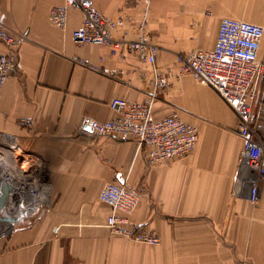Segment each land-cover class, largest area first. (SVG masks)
Segmentation results:
<instances>
[{"label": "crops", "instance_id": "obj_1", "mask_svg": "<svg viewBox=\"0 0 264 264\" xmlns=\"http://www.w3.org/2000/svg\"><path fill=\"white\" fill-rule=\"evenodd\" d=\"M91 2L105 17L123 19L115 40H136L145 19L154 64L127 49L113 56L107 47L73 43L79 10L67 9L63 30L48 19L65 0L0 1V22L20 41L16 69L0 91V184H10V194L20 187L41 193L18 215L2 216L0 264H264V178L252 205L251 185L235 184L243 149L235 114L176 64L178 54L212 49L222 19L264 29V0ZM10 52L0 42V53ZM258 61L264 66V35ZM156 80L153 117L176 113L199 137L188 157L149 166L134 142L87 124L114 119L112 99L146 103ZM256 89L255 126L264 143V68ZM110 182L138 193L129 222L158 244L110 234V208L99 200Z\"/></svg>", "mask_w": 264, "mask_h": 264}, {"label": "built area", "instance_id": "obj_2", "mask_svg": "<svg viewBox=\"0 0 264 264\" xmlns=\"http://www.w3.org/2000/svg\"><path fill=\"white\" fill-rule=\"evenodd\" d=\"M69 7L79 10L82 17L80 26L71 33L73 43L107 47L113 56L127 49L140 60L154 64L156 47L145 39V19L139 23L136 40L120 41L115 40L112 33L123 26V19L105 17L93 6L91 0H65V5L51 8L48 13L51 24L58 29H65ZM263 35L264 29L257 24L222 19L212 49L176 56L181 74L190 75L195 81L211 88L235 114L237 133L243 140L235 184L236 187L244 183L251 185L249 201L252 205L258 200V183L264 178V143L257 134L254 117V107L258 100L256 85L264 68L258 61ZM0 42L11 49L9 54L0 53L1 91L6 78L16 69L20 41L0 22ZM158 84V80L154 81L153 91L143 104L112 99L109 107L116 111V117L105 122L91 121L87 126L93 133L134 142L144 152L149 166L166 165L188 157L196 146L199 130L182 121L176 113L160 119L153 117L152 106ZM10 153L15 159L20 157L18 151L11 150ZM40 194L39 188H15L8 202L0 209V218L18 215L23 206L37 203ZM99 200L110 208L105 227L111 235L136 243L158 244L156 235L142 227L132 226L129 222L128 218L135 211L139 200L135 190L110 182L100 190ZM238 264H249V261L245 258Z\"/></svg>", "mask_w": 264, "mask_h": 264}, {"label": "water", "instance_id": "obj_3", "mask_svg": "<svg viewBox=\"0 0 264 264\" xmlns=\"http://www.w3.org/2000/svg\"><path fill=\"white\" fill-rule=\"evenodd\" d=\"M10 192H11V186L10 184H8L7 182H2L0 184V209H2L8 198H9V195H10ZM4 221V218H0V222Z\"/></svg>", "mask_w": 264, "mask_h": 264}]
</instances>
